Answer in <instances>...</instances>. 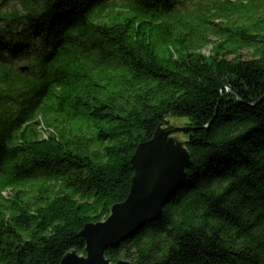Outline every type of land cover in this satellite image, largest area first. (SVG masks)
Instances as JSON below:
<instances>
[{
	"label": "trees",
	"instance_id": "obj_1",
	"mask_svg": "<svg viewBox=\"0 0 264 264\" xmlns=\"http://www.w3.org/2000/svg\"><path fill=\"white\" fill-rule=\"evenodd\" d=\"M169 118L191 166L106 257L264 264V0H0V264L86 254Z\"/></svg>",
	"mask_w": 264,
	"mask_h": 264
},
{
	"label": "water",
	"instance_id": "obj_2",
	"mask_svg": "<svg viewBox=\"0 0 264 264\" xmlns=\"http://www.w3.org/2000/svg\"><path fill=\"white\" fill-rule=\"evenodd\" d=\"M179 119L165 120L150 140L137 146L128 198L114 205L106 220L84 226L81 236L86 240V254L70 251L60 264H132L127 260L113 263L105 252L159 218L185 179L192 161L182 132L196 128L183 126Z\"/></svg>",
	"mask_w": 264,
	"mask_h": 264
},
{
	"label": "rangeland",
	"instance_id": "obj_3",
	"mask_svg": "<svg viewBox=\"0 0 264 264\" xmlns=\"http://www.w3.org/2000/svg\"><path fill=\"white\" fill-rule=\"evenodd\" d=\"M229 1H235V0H229ZM193 2H194V1H193ZM188 3L191 4V6H193V5H192V1H188ZM210 49H211V45H207V46H205V47L203 48V51L206 52V53H209V52H210ZM243 53L247 54V50H244ZM246 56L250 57L249 54H247ZM182 133L185 134V132H182Z\"/></svg>",
	"mask_w": 264,
	"mask_h": 264
}]
</instances>
